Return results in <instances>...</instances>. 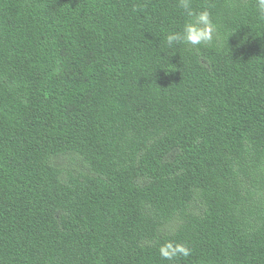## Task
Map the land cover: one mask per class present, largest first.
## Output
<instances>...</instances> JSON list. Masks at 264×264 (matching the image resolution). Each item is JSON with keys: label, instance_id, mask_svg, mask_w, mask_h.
<instances>
[{"label": "trees", "instance_id": "16d2710c", "mask_svg": "<svg viewBox=\"0 0 264 264\" xmlns=\"http://www.w3.org/2000/svg\"><path fill=\"white\" fill-rule=\"evenodd\" d=\"M192 8L0 0V264H264V20Z\"/></svg>", "mask_w": 264, "mask_h": 264}, {"label": "clouds", "instance_id": "9594fccd", "mask_svg": "<svg viewBox=\"0 0 264 264\" xmlns=\"http://www.w3.org/2000/svg\"><path fill=\"white\" fill-rule=\"evenodd\" d=\"M180 7L184 10L189 18L183 25L182 31L173 32L166 36V43L169 47L177 43H184L192 46L208 45L218 37L217 27L213 23L210 12L205 9L195 11L192 8V0H179ZM258 19L264 20V0H256ZM173 248L168 244L161 248V256L165 260H173L178 257H188L189 248L184 244H176L174 251L169 252L167 249Z\"/></svg>", "mask_w": 264, "mask_h": 264}]
</instances>
